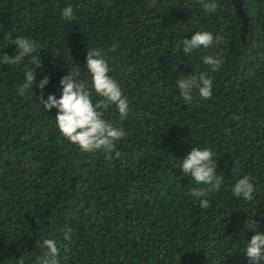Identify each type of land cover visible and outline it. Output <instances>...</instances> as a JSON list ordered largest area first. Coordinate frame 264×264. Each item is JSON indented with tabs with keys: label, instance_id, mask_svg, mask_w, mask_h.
Instances as JSON below:
<instances>
[{
	"label": "trees",
	"instance_id": "1",
	"mask_svg": "<svg viewBox=\"0 0 264 264\" xmlns=\"http://www.w3.org/2000/svg\"><path fill=\"white\" fill-rule=\"evenodd\" d=\"M215 3L206 12L199 0H0V58L16 54L18 36L38 43L19 65L0 63V264H36L45 239L59 264H248L249 225L264 233V0H241L245 19L232 0ZM67 6L74 20L62 17ZM196 31L217 40L185 55ZM96 48L129 102L125 119L114 105L104 111L125 132L119 158L62 137L35 84L19 93L29 69L37 83L49 77L45 99L59 98L68 73L90 84L85 56ZM209 55L222 58L218 70ZM201 72L213 95L194 90L187 103L177 81ZM193 147L210 149L223 177L202 197L207 209L191 191L208 186L180 170ZM245 175L252 200L232 193Z\"/></svg>",
	"mask_w": 264,
	"mask_h": 264
},
{
	"label": "clouds",
	"instance_id": "2",
	"mask_svg": "<svg viewBox=\"0 0 264 264\" xmlns=\"http://www.w3.org/2000/svg\"><path fill=\"white\" fill-rule=\"evenodd\" d=\"M199 3L206 12H215L218 7L215 0H199ZM73 12V8L67 6L62 10V17L67 21L74 20ZM216 40L217 38L210 31H196L190 39L182 40V51L185 55H189L201 46L211 47ZM12 43L17 48L16 54L12 56L4 54L0 58V63L19 65L26 56L32 55L38 48L37 42L23 36L16 37ZM33 59L36 57L33 56ZM203 62L209 65L212 71H216L223 61L222 58L209 55L203 57ZM85 67L90 75V84L79 81L68 73L59 80L61 88L59 98L49 94L45 99L43 89L49 83V77L45 75L37 83L35 71L30 69L23 73L25 82L19 88V93L23 95L35 84L41 90L40 105L48 112L53 108L56 109V127L62 137L83 152L103 151L108 159L119 158L121 153L116 150L115 142L124 137L125 132L104 119V111L114 105L121 119H125L129 112L128 99L123 95L119 83L109 75L110 67L101 49L87 51ZM177 85L181 97L187 103L193 101L194 90H198L202 99H211L213 95L212 81L204 72L184 76L178 79ZM89 89L102 99L93 103ZM113 153H115L114 157ZM213 156L214 153L208 148L193 147L182 159L180 165L184 176H191L197 184L208 186L206 189L194 188L191 191V195L199 200L202 209L210 207L208 199H202V197L219 191L223 181V177L215 171L217 164ZM251 180L252 178L247 175L238 179L232 187L233 196L252 200L254 185ZM249 229H252L255 234L245 245L244 252L248 258V264H264V233L256 231L254 221L249 225ZM71 233L72 229L67 228L63 239L70 241ZM43 246L47 251L42 257L37 258L36 264H59L60 248L57 242L45 239ZM19 264H23V261L20 260Z\"/></svg>",
	"mask_w": 264,
	"mask_h": 264
},
{
	"label": "water",
	"instance_id": "3",
	"mask_svg": "<svg viewBox=\"0 0 264 264\" xmlns=\"http://www.w3.org/2000/svg\"><path fill=\"white\" fill-rule=\"evenodd\" d=\"M234 6L236 7L237 13L245 19L244 11L242 10L241 0H232Z\"/></svg>",
	"mask_w": 264,
	"mask_h": 264
}]
</instances>
